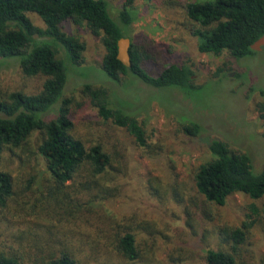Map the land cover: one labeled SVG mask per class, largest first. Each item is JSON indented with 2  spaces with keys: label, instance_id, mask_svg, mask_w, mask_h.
<instances>
[{
  "label": "rangeland",
  "instance_id": "374dc122",
  "mask_svg": "<svg viewBox=\"0 0 264 264\" xmlns=\"http://www.w3.org/2000/svg\"><path fill=\"white\" fill-rule=\"evenodd\" d=\"M117 18L127 0H108ZM135 21L127 27L134 42H150L166 63L187 64L194 84L188 95L180 89H158L131 75L116 83L103 68L105 48L100 36L86 26L69 22L66 29L87 44L84 64L70 73L65 95L84 103L74 115L75 134L91 145L103 142L115 154L102 182L90 192L79 187H53L47 162L39 151L41 132L35 131L21 147L0 153V170L12 173L15 192L0 213V232L12 246L27 247L24 264H35V252L68 246L84 264H206L208 249L229 250L232 231L242 227L246 238L238 246L245 264H264V219L255 213L264 196L231 194L219 205L206 200L194 180L196 168L208 161V143L217 138L234 150L247 152L254 173L264 166V47L251 56L236 58L201 52L182 0H133ZM39 26L41 18L32 13ZM17 58L0 65V93L37 92L39 77L25 75ZM85 82L110 88L119 105L134 112L142 123L147 145L140 146L123 127L105 122L82 93ZM50 112L56 115V108ZM198 122L201 132L184 130ZM72 183V182H71ZM94 204V205H92ZM103 208V210H101ZM105 212L118 222L139 225V259L130 261L114 248ZM246 224H251L246 228ZM43 254V255H44Z\"/></svg>",
  "mask_w": 264,
  "mask_h": 264
},
{
  "label": "trees",
  "instance_id": "16d2710c",
  "mask_svg": "<svg viewBox=\"0 0 264 264\" xmlns=\"http://www.w3.org/2000/svg\"><path fill=\"white\" fill-rule=\"evenodd\" d=\"M182 1L190 19L189 29L198 37L201 52L227 51L236 58L257 53L252 44L264 36V0ZM132 2L127 0L116 18L108 0H0V65L17 58L25 75L41 79L37 92L0 93V153L6 147L23 146L35 131L41 132L39 151L47 162L53 187L59 191L72 186H82L90 194L99 185L110 189L102 179L115 156L103 142L87 145L75 134L73 118L84 103L75 95L64 96V92L70 73L84 64L87 44L68 32L69 22L84 25L101 37L105 48L102 65L116 83L131 75L158 89L176 88L188 95L202 87L194 84L189 65L167 64L163 52L150 42L131 39V67L118 58L119 39L127 36V27L136 18L129 6ZM32 13L41 18L42 26L33 21ZM82 93L105 122L125 128L138 145H147L146 131L138 116L124 104L116 103L110 88L85 82ZM54 108L56 115H51ZM261 110L264 118L263 105ZM201 129L195 121L184 124V130L193 136ZM208 146L212 157L194 172L196 186L207 201L223 205L235 192L247 193L254 199L264 196V166L260 173H254L251 156L232 149L224 140L211 139ZM14 192L12 173L0 170V213ZM254 212H260L264 219V206L261 210L254 207ZM102 218L112 228L115 250L127 260L139 259V225L128 219L127 223L118 222L108 212ZM231 237L229 250H207L206 264H245L238 258L245 229L234 228ZM9 239L0 232V264H24L27 247L12 246ZM43 254L41 250L35 252V264H84L68 246Z\"/></svg>",
  "mask_w": 264,
  "mask_h": 264
},
{
  "label": "water",
  "instance_id": "95a60500",
  "mask_svg": "<svg viewBox=\"0 0 264 264\" xmlns=\"http://www.w3.org/2000/svg\"><path fill=\"white\" fill-rule=\"evenodd\" d=\"M131 44L132 40L128 36H124L119 39L118 42V58L126 65L131 67L133 65L131 58ZM264 46V36L258 39L255 43L252 44L254 50H262Z\"/></svg>",
  "mask_w": 264,
  "mask_h": 264
},
{
  "label": "flooded vegetation",
  "instance_id": "af4514ba",
  "mask_svg": "<svg viewBox=\"0 0 264 264\" xmlns=\"http://www.w3.org/2000/svg\"><path fill=\"white\" fill-rule=\"evenodd\" d=\"M264 47V46H263ZM258 51V50H257Z\"/></svg>",
  "mask_w": 264,
  "mask_h": 264
}]
</instances>
